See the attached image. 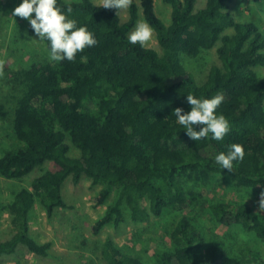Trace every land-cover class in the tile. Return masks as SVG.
I'll use <instances>...</instances> for the list:
<instances>
[{
	"label": "trees",
	"instance_id": "1",
	"mask_svg": "<svg viewBox=\"0 0 264 264\" xmlns=\"http://www.w3.org/2000/svg\"><path fill=\"white\" fill-rule=\"evenodd\" d=\"M164 1L172 9L169 24L156 13L155 0H131L125 22L118 9L92 0H58L65 10L72 7L71 18L78 26L87 25L97 44L74 61L42 58L12 72L19 91L12 113L18 146L0 156V174L21 178L47 162L56 168L42 170L8 203L13 233L0 240V255L14 254L21 245L36 255L50 254L51 243L30 234V215L37 200L48 216L68 207L62 188L69 176L74 183L86 175L104 184L98 205L114 192L92 223L93 234L107 224L120 225L128 215L147 221L166 209L194 208L204 198L200 187H208L215 175L239 187L264 185V76L256 70L264 66V32L252 20L235 18L234 0H207L197 11V0ZM140 15L154 28L163 54L128 43ZM214 47L221 66H212L206 81L198 83L183 57L196 58ZM189 93L202 98L223 94L217 111L231 128L222 141L192 140L175 123L176 108L191 109ZM8 115L0 101V120ZM68 137L79 156L69 154ZM232 143L244 146L245 158L234 171H220L214 157ZM209 210L217 223L240 224L264 244V220L249 203L217 200ZM170 236L173 248L154 250L156 264L225 261V246L207 244L201 226L187 216ZM101 258L106 264H149L124 252L112 238L104 241ZM233 264H264V254L245 242Z\"/></svg>",
	"mask_w": 264,
	"mask_h": 264
},
{
	"label": "rangeland",
	"instance_id": "2",
	"mask_svg": "<svg viewBox=\"0 0 264 264\" xmlns=\"http://www.w3.org/2000/svg\"><path fill=\"white\" fill-rule=\"evenodd\" d=\"M73 1V0H66ZM100 4V0H92ZM207 0H197L195 10L206 5ZM22 0H0V101L6 104L9 115L0 120V156L8 149L18 146L12 129L15 96L19 94L18 85L12 72L21 67H28L32 62L49 58L44 42L31 41L36 38L29 33L27 19L13 16V10ZM158 16L167 24L171 21V5L164 0H155ZM238 21H254L264 32V0H234L230 7ZM125 22L129 18V7L119 12ZM142 14V13H141ZM145 20L140 15L139 20ZM163 54L154 32L149 46ZM186 69L192 72L198 83L208 78L214 65L221 66L216 47L204 50L196 58L183 57ZM264 76V66L256 68ZM71 156L80 155L70 137ZM53 162H47L43 168L35 169L21 178H6L0 174V240L7 239L13 233L10 224L8 203L22 187L29 186L31 181L44 169H54ZM104 184L94 183L92 178L83 175L78 183L69 176L63 184V196L68 203L66 208H58L48 216L44 207L37 200L30 215V234L39 242H50V254L40 256L30 252L25 246H19L11 255H0V264H106L101 258L103 243L112 238L126 253L141 257L149 264H156L153 252L157 248H173L171 231L182 216H187L198 223L206 237L207 244L221 243L227 255L222 264H233L238 259V247L250 243L264 254V244L253 232H248L240 224L226 226L217 223L209 206L213 201L247 202L264 220V211L259 209V200L264 193V185L254 188L236 186L229 177L215 175L208 187H200L204 198L198 206L189 209H166L161 216H153L147 221H133L128 215L125 222L118 226L107 224L100 233L93 234L91 225L104 212L114 192L104 205L96 200Z\"/></svg>",
	"mask_w": 264,
	"mask_h": 264
},
{
	"label": "clouds",
	"instance_id": "3",
	"mask_svg": "<svg viewBox=\"0 0 264 264\" xmlns=\"http://www.w3.org/2000/svg\"><path fill=\"white\" fill-rule=\"evenodd\" d=\"M131 0H100L101 7L118 9V13L130 6ZM73 9L69 5L65 10L58 0H22L13 10V16L27 19L36 38L31 41H47L49 59L54 62L74 61L78 53L97 44V40L87 25L78 26V21L71 18ZM33 13L35 14L33 16ZM154 36V28L147 20H138L134 29L128 33L127 41L131 45L145 48L150 45ZM264 79V78H262ZM224 101L222 93L210 98L187 94L190 111L176 108L173 112L175 123L182 126L188 137L195 141L211 138L222 141L229 133L230 121L218 113L217 109ZM197 126H203L197 130ZM245 148L240 143L230 144L225 151H219L214 162L220 171H234V166L245 158ZM259 209L264 211V193L259 200Z\"/></svg>",
	"mask_w": 264,
	"mask_h": 264
}]
</instances>
